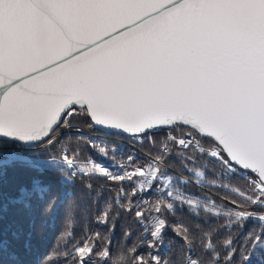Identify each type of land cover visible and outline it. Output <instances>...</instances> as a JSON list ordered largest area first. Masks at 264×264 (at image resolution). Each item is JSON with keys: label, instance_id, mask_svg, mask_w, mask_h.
Wrapping results in <instances>:
<instances>
[{"label": "snow or ice", "instance_id": "snow-or-ice-1", "mask_svg": "<svg viewBox=\"0 0 264 264\" xmlns=\"http://www.w3.org/2000/svg\"><path fill=\"white\" fill-rule=\"evenodd\" d=\"M77 116L152 150L112 167L83 156L57 132ZM75 131L108 157L105 139ZM191 184L227 190L233 207L186 195ZM78 185L110 233L134 215L145 239L130 264H175L174 242L180 264H264V0H0V264H28L41 207ZM178 205L216 227H172ZM250 221L238 248L227 230ZM72 229L68 217L65 243ZM110 245L86 226L72 264H129Z\"/></svg>", "mask_w": 264, "mask_h": 264}, {"label": "trees", "instance_id": "trees-1", "mask_svg": "<svg viewBox=\"0 0 264 264\" xmlns=\"http://www.w3.org/2000/svg\"><path fill=\"white\" fill-rule=\"evenodd\" d=\"M76 128L82 129L85 132L86 137H97V143L100 144V146H105L101 143V139H105L108 142L107 146L109 147L108 157L105 158L89 144L84 143L83 138L76 134ZM186 130L187 129H184V131ZM57 132L60 140L69 148H78L83 156H91L95 158L97 162L107 164L109 167H112L114 164L127 163V155L129 154L138 157L136 161L137 163H143L146 154L152 150V143L147 138H143V143L141 144L139 140L133 139L129 136L112 134L104 137V134L100 130L89 129L85 121L79 116L71 120V126L65 127L62 125L57 129ZM163 134V132L157 133L155 135V140L159 141ZM116 146H119L121 151H117L115 155H113L111 149ZM169 163L171 171L179 174L181 171L179 163L175 160H172ZM238 183L242 185L244 182L238 181ZM112 187L115 188L114 185ZM125 187L131 191V185H125ZM185 194L192 198H200L202 200L212 199L218 205L221 203H228L231 199L235 198L228 193L227 190L204 185L196 186L195 184L189 185L188 191ZM159 195L160 194L156 193L155 190H152L147 195L142 194V196L137 197V199L154 201ZM225 197L228 198L227 201H225ZM57 199L58 197L54 194L49 198V201L41 207L38 222L32 230L33 247L31 252L25 256V260L28 264H43L44 261L49 260L50 258H53V264H72V244L83 235L86 226L91 232L99 231L102 237H110L111 245L109 247L112 258L115 259L118 254L124 253L128 257L130 264L131 254L128 250L133 246L139 248L141 241L145 239L140 225L134 219V215L125 216L121 213L116 222L115 230L110 233L107 228L98 226L94 222L96 209L93 206L92 201L88 199L87 194L80 189L79 185L77 186L76 195L73 198L66 200L59 207H57L55 202ZM228 206L233 207L230 203H228ZM53 216L55 217L54 224L51 227H46L43 221H46ZM68 217H71L74 236L65 243L60 237L65 231ZM168 218L172 227H175L176 223H182L192 228L194 231L197 227L205 229L209 227L215 228L217 223L207 220L202 211L197 217L190 213L186 206L179 205L174 213L169 214ZM251 226H253V222L250 221L243 231H236L233 229L227 230V232H230L235 238L236 246L238 248L243 241L244 233L247 231V228ZM125 230L131 231L130 237H125ZM172 237L173 233L169 231L166 236V242ZM102 247L103 245H98L97 251H100ZM54 250L55 253H59L60 255H54ZM63 253H68V255H62ZM183 254V250L179 243L174 242L171 251L168 253V257L173 260L175 264H180Z\"/></svg>", "mask_w": 264, "mask_h": 264}, {"label": "water", "instance_id": "water-1", "mask_svg": "<svg viewBox=\"0 0 264 264\" xmlns=\"http://www.w3.org/2000/svg\"><path fill=\"white\" fill-rule=\"evenodd\" d=\"M118 135H123V136H127V135H124V134H118Z\"/></svg>", "mask_w": 264, "mask_h": 264}]
</instances>
